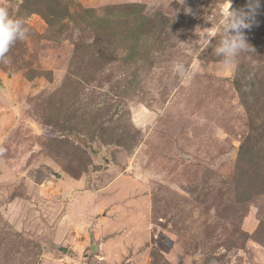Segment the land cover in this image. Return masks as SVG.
Segmentation results:
<instances>
[{"label": "rangeland", "instance_id": "1", "mask_svg": "<svg viewBox=\"0 0 264 264\" xmlns=\"http://www.w3.org/2000/svg\"><path fill=\"white\" fill-rule=\"evenodd\" d=\"M0 7V264H264V0L232 66L230 0Z\"/></svg>", "mask_w": 264, "mask_h": 264}, {"label": "clouds", "instance_id": "2", "mask_svg": "<svg viewBox=\"0 0 264 264\" xmlns=\"http://www.w3.org/2000/svg\"><path fill=\"white\" fill-rule=\"evenodd\" d=\"M260 8V0H247L244 7L234 9L231 6L227 9L224 26L221 30L222 37L215 48V55L222 58L225 66H232L236 63L237 57L242 52L255 51L249 47L246 41L244 29L252 26L257 10ZM230 30V31H229ZM28 28L20 19H13L7 8L0 7V62L8 64L7 57L12 45L17 40L27 38ZM174 70L182 77L187 74V69L183 64L177 63Z\"/></svg>", "mask_w": 264, "mask_h": 264}]
</instances>
